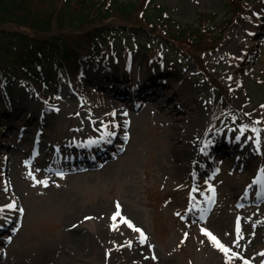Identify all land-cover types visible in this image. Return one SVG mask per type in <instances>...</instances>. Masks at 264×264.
I'll return each mask as SVG.
<instances>
[{
  "label": "rangeland",
  "instance_id": "obj_1",
  "mask_svg": "<svg viewBox=\"0 0 264 264\" xmlns=\"http://www.w3.org/2000/svg\"><path fill=\"white\" fill-rule=\"evenodd\" d=\"M227 2L154 1L183 24H195L202 14L227 26L222 45L204 56V69L228 89L234 106L216 123L211 113L213 92L198 76L194 61L174 55L163 40L142 34L107 38L104 66L114 74L115 87L128 93L126 98L111 92L116 88H111L110 79L92 68L86 70L85 80L59 79L50 100L44 98L49 91L14 90L12 111L19 103L16 111L24 112L0 115V177L7 178L19 201L16 210L23 209V216L18 222L5 221L11 232H0V264H264V0H243L250 13L233 21L224 19ZM234 43L240 44L241 52L219 63L218 54L232 50ZM151 49L157 50L161 64L151 62ZM6 53L0 43V54ZM141 65L148 76L166 70L181 74L178 80L174 75L158 80L181 95L194 91L196 104L201 105L200 116L192 121L196 147L187 159L172 148L166 113L173 102L162 108L152 99L153 92L137 94L134 85L140 78L134 83L132 69L139 71ZM109 102H115L117 111L124 105L122 142L110 131L116 125ZM171 116L182 130L186 124L182 113ZM6 125L13 126L11 133L4 132ZM106 143L113 148L121 145L117 152L109 149L106 164L53 171L60 168L55 150L67 158L102 151ZM49 148L47 162L32 151L42 154ZM217 148L232 149L234 161L215 153ZM4 219L0 212V227ZM134 228L144 233L146 242H140ZM205 231L229 249L227 255Z\"/></svg>",
  "mask_w": 264,
  "mask_h": 264
},
{
  "label": "trees",
  "instance_id": "obj_2",
  "mask_svg": "<svg viewBox=\"0 0 264 264\" xmlns=\"http://www.w3.org/2000/svg\"><path fill=\"white\" fill-rule=\"evenodd\" d=\"M153 3L154 0H0V43L5 51L12 52L10 56L0 54V105H9L11 82L38 85L37 73L50 81L58 67L73 78L86 69H97L104 51L101 42L112 32L156 36L166 41L174 53L192 58L201 67L203 54L221 43L227 26L216 17L205 19L202 14L195 24H183ZM246 11L243 0H229L224 19L233 21ZM25 53L33 59L35 68L29 69ZM209 83L215 94L212 110L216 121L231 104L222 85L215 80Z\"/></svg>",
  "mask_w": 264,
  "mask_h": 264
},
{
  "label": "bare ground",
  "instance_id": "obj_3",
  "mask_svg": "<svg viewBox=\"0 0 264 264\" xmlns=\"http://www.w3.org/2000/svg\"><path fill=\"white\" fill-rule=\"evenodd\" d=\"M125 2H127V1H125ZM156 6H160V5H156ZM160 7H162V6H160ZM166 13H167V11H166ZM249 13H250V11L248 10V7H247V11L244 13V15L242 17L243 18L245 16L248 17ZM262 14H263V12L260 11L258 16L261 18V17H263ZM167 15H168V13H167ZM123 33L124 34H130L129 32H123V31H120L119 33L112 32V33H109L105 37V39L101 42L102 48L104 49V51H103V54L101 55V60L99 62V66L96 69V70L101 71V75H104V74L110 75V73H108L109 67L104 66L105 63L103 60L105 53L109 50L107 38L111 35L120 36ZM142 35H145L148 37H153V36H149L146 34H142ZM154 37H156V36H154ZM156 38H158V37H156ZM158 39H160V38H158ZM222 42H223V38H221V43L211 52L216 51L217 48L222 45ZM163 43L165 46H168L166 41L163 40ZM247 44L249 45L250 41H247ZM230 47H232V45H230ZM79 48L83 49V45H79ZM110 51H112V49H110ZM238 51L241 52L240 44L234 43L232 50L228 49V50H225L224 53H219L218 56L216 57V59H218L219 63H222L225 60H228L227 59L228 55L238 53ZM6 52H7L6 54H8L9 56L12 54V52H8V51H6ZM150 52H151V55L153 53L156 54L157 50L151 49ZM211 52L203 54V56H202L203 64L201 65V67H199L200 65H197V63H196V67H197L198 74H199L198 76L205 78L207 80V82L213 81L216 78L213 74H212V76L214 78L211 77L210 74L204 69V56L206 54L211 53ZM43 53H45V52H43ZM122 53L125 54V50L122 51ZM36 54H37V52H36ZM21 55H22V53L19 55V58H21ZM25 55H26V53H25ZM26 57L29 59V62H30L29 69L35 68V63H34L33 59L29 55H26ZM137 57H138V54H135L134 58L137 59ZM158 60L162 63L161 57H159ZM55 61H57V59H55ZM24 64H25V62H24ZM26 65H27V63H26ZM37 67L41 68L38 65H37ZM86 70H85V72H86ZM132 70H133L132 74L133 73H134V75L136 74L133 77L134 83H136L137 79L140 78V81H139L140 83H137V85L136 84L134 85L139 97L150 95V92H151V94L153 92L154 95L152 96V99L154 101L159 102L158 106H160L162 108L166 107L165 105L167 104L168 101L173 102L171 109H167V110H169V112L166 113V117L168 118V121H169V126H168V128L170 129L169 133L172 134V136H173L172 148L175 149V151L178 153V155H180L181 158L187 159V156L193 155L192 150L196 147V142H195V138H194V135H196V133L192 134V128L194 129V126L192 124L196 122V120H197L196 117H199L200 113H201V109H200V111L197 112L198 108H200L201 105L196 104L197 101H195L196 98L194 96V91H190V92H188V94L181 95L179 93H176V90H173V89L169 90V87H170L169 85L166 86V84L164 82H162L161 80H158L159 78L162 79L164 76L169 78L167 75H170V77H172V75H174V76H176V78L178 77L177 80L182 78V75L177 73V72L171 73L169 70L163 71L161 73L151 72L150 76H148V74L144 75V73L147 72L148 69L145 68L143 65L140 66L139 71H136V68H133ZM104 71H106V72L104 73ZM53 73H54V76H53V78L50 79V81H48L43 74L37 73V84L38 85L22 84L20 81L11 82L9 86L13 89L11 91L10 102H9V105H4V104L0 105V115H3L5 117L6 115L9 116V114L13 112L12 111L13 92L17 88L19 90H21L22 88L27 90L26 87H28V89L31 88L32 90L41 91L43 93H46L49 91V94H44L45 99H49L52 96H54L55 93L59 89V87H58L59 79L64 80V77H69V76L63 71V69L61 67L55 68ZM84 73L79 77H74V78L69 77V78H72L74 80L81 79L82 77H84V75H85ZM96 73H98V71ZM112 75H114V74H112ZM155 78H156V81H155ZM85 79H86V77H84L82 80H85ZM186 79H189V76H187ZM152 81H154V82H152ZM152 85L155 87H158V88H155V91H152L150 89V88H152ZM49 87L51 88L50 90H48ZM27 91H29V90H27ZM111 92L115 93V95H117V96L118 95L122 96L121 98H123V97L126 98L128 96V93H126L124 91L121 92L118 89L111 91ZM20 103H21V101H20ZM107 106L109 108H111V110H112V113L114 116L113 122L116 125V127H112L110 130L113 132L112 137L117 139V141L122 142L125 140V138H124L125 133L124 132L119 133V128L124 126L123 124H121V120H120L121 119L120 116H123V114H124L123 109H122V107H124V105L120 104V106H119L120 111H117V105L115 104V102H109ZM18 107H19V103L15 107L14 112H17L16 110L18 109ZM3 109H5V111H2ZM22 111L24 112V109L20 108V110L17 112L16 116L19 115ZM176 111H177V113H180V114L182 113L183 122L186 123V124H184L185 126H183L182 130L180 128H178L177 125L175 126V124H173L174 119H173V116H171V113L176 112ZM192 121H193V123H192ZM109 125H111V124L110 123L106 124L107 129H108ZM11 128H13V126L6 125L4 132L7 134L11 133L9 130ZM99 129H100V127H99ZM27 138H28V140H31L30 137H27ZM113 138L109 137V139H113ZM114 145H116V148H113V146L111 144L106 143L104 145V148L102 149V151L99 149H95V152L94 151H82V152H80V154L76 153L75 155H73L71 157H67V158H62V156L60 155V151L55 150L54 159L56 157H58L60 168L59 169H53V171H55V172L71 171L74 167L81 168L79 166H82V168L83 167L84 168H90V167H94L95 165L102 166V165L106 164V161H108V160H106V158L111 156L109 149H112L115 152L119 151L121 145L119 143H116ZM0 147H3V146L0 144ZM32 151L36 154V158L39 156V157H41V160H43L44 162L48 161L47 153H49L50 148L47 149L42 154L36 153L34 149ZM232 151L233 150L231 149V150H228L226 152H222L221 149H218V148L215 149V153L225 154L226 155L225 158H230L232 161H234L233 158H235V154ZM5 158L7 160L8 151H6V153H5ZM209 160H210L209 157L203 158V161L209 162ZM240 160H242V159L237 158L236 162H238ZM242 162L245 163L244 160H242ZM42 169H44V167ZM200 172H202V169ZM0 178H2V177H0ZM6 179L2 178L3 186L0 185V208L3 209V212H1V213L5 216V219H4L5 225L0 227V232L10 233L11 232V229H9L10 226H8L7 225L8 222H5V221H9V222L17 221L18 222L19 220H21V218L23 216V212L21 213L19 210H16V209L11 210L7 207L8 205H12V204H14L16 206L17 203L19 204V201H18L17 196H15V194L10 192V191H12V188H10V184H9V182H7L8 180H6ZM7 239H9L7 236H3V240H7ZM0 243H2V242H0ZM0 261H1V256H0Z\"/></svg>",
  "mask_w": 264,
  "mask_h": 264
},
{
  "label": "snow or ice",
  "instance_id": "obj_4",
  "mask_svg": "<svg viewBox=\"0 0 264 264\" xmlns=\"http://www.w3.org/2000/svg\"><path fill=\"white\" fill-rule=\"evenodd\" d=\"M237 139H239V137H237ZM61 175H62V174H61ZM261 182H264V173H262V176H261ZM41 183H43L44 186H47V183H46V182H41ZM210 191H213V192H214L213 189H210ZM7 207H8L9 209H11V210H15V209H16V206H15L14 204H12V205H8ZM117 207H119V206H117ZM19 211L22 213V212H23V209H19ZM0 212H3V209H2V208H0ZM116 215L118 216V215H119V212H117ZM115 219H116V216L113 217V220H115ZM122 221H123V223L127 224L130 228L133 227V225L131 224V222L128 221L127 219H123V218H122ZM134 230H135L136 232H139V233H140V236H141V241H140V242H141V243H144V242L147 241V237L144 235V233H143L139 228H134ZM204 234H205L206 236H208V238L210 239V241H211V242H212V243L218 248V250L224 252L225 255L228 254L229 249L226 248L223 244H221L220 241H219L214 235H212V234H211L210 232H208V231H205ZM261 255L264 256V253H261ZM245 264H248V262L245 261Z\"/></svg>",
  "mask_w": 264,
  "mask_h": 264
}]
</instances>
